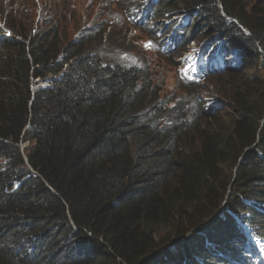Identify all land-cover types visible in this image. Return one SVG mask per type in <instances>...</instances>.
<instances>
[{
  "label": "trees",
  "instance_id": "1",
  "mask_svg": "<svg viewBox=\"0 0 264 264\" xmlns=\"http://www.w3.org/2000/svg\"><path fill=\"white\" fill-rule=\"evenodd\" d=\"M175 6L232 34V45L245 46L254 71L230 77L239 79L230 117L186 124L177 149L168 132L141 117L148 95L146 88L136 91L134 72L104 67L98 46L85 41L62 50L58 29L38 40L18 30L24 40L7 37L0 45V151L11 158L0 168V264H165L161 256L187 241L186 234L210 228L208 243L184 249L209 262L208 249L233 247L229 213L264 222L252 206L260 203L264 211V1L160 4L165 13ZM51 72L62 74L54 87L34 93L32 82ZM138 73L156 86L152 76ZM29 121L37 143L22 149ZM47 226L54 239L45 245L22 241L37 228L46 235ZM161 232L166 235L158 239ZM256 241L249 238L252 246ZM67 245V252H56ZM225 258L261 259L233 251Z\"/></svg>",
  "mask_w": 264,
  "mask_h": 264
},
{
  "label": "clouds",
  "instance_id": "2",
  "mask_svg": "<svg viewBox=\"0 0 264 264\" xmlns=\"http://www.w3.org/2000/svg\"><path fill=\"white\" fill-rule=\"evenodd\" d=\"M66 1L67 7L73 0ZM162 1L122 0L114 6L118 11L111 25H101L103 20L101 22L98 20L100 13L91 5H88L87 10H90L92 15L89 19L85 18V24L82 26L74 24L76 20L83 17V12L77 7H73L68 15L62 14L61 17H58L56 11L52 15L48 10L44 14L41 13L36 22L26 24V29H24L23 14L25 11L30 12L29 4L38 3L42 12L43 0H27L23 4L20 0H0V45L7 37L19 41L24 40V36L19 34L18 30H26L29 39L38 40L45 34L54 36L58 29V38L63 43L62 50L66 45L80 44L85 41L98 46L102 51L100 54L104 67L134 72L137 80L136 91L139 92L143 87L146 88L143 92L148 95L144 101L145 108L141 112V117L146 123L154 124L156 130L168 132V143L172 149H177V147H182L181 136L186 124L214 122L217 114L223 115L225 120L230 117L229 107L236 90L233 85L239 84L237 77H230L233 74L245 75L248 72L252 74L254 71L248 68L245 46L241 45L239 49L238 46L232 45V34L227 31L212 30L202 18L197 17L195 11L189 8L179 12L177 11L178 6H175L172 12H162L160 8ZM253 1L257 3L264 0ZM91 20L92 22L87 24ZM40 21L43 27L38 25ZM95 24H98L97 33L89 39L88 34L92 25ZM73 26H75L74 34L67 36ZM124 29H127V32L124 33ZM142 34H144L143 38ZM182 43H185V47L179 51L178 64L176 55L170 59L176 75V88L179 89L166 92V82L159 81L153 75L154 69L158 67L155 60H163L165 56L167 61L171 56L170 51ZM64 57V52H60L59 60H63ZM126 58L131 60L129 68H126ZM250 61L256 63L255 57H252ZM68 67V63H65L61 70L62 74ZM139 67L152 76L149 80L155 82L156 86H152V83L139 75ZM61 75L51 72L42 78L35 79L32 82L34 93L54 87L55 81ZM204 78L202 86L196 90L189 88L191 84ZM224 110L227 111L224 112ZM32 129L33 124L29 121L22 135L23 141L20 143L22 149L29 145H36L37 140H34ZM1 152L0 168H3L11 158L2 155ZM29 169L33 171L30 166ZM14 182L17 189L19 182L16 179ZM252 206L264 215V211L260 210V203L252 204ZM229 214L234 222V226L229 229L230 235L234 236L233 242H230L233 247L225 244L215 245L208 249V252L213 254V259L209 262L200 257V255L203 256L202 254H197L198 250L189 249L184 252L189 242L198 241L199 243L202 240L204 244L208 243L207 239L212 235V229H203L195 235L186 234L185 237L189 239L179 245L176 244L177 247L172 253L161 256V262L165 264H244V262L234 263V261L230 263L226 260L227 252L233 251L239 252L240 257L245 258L255 253L258 258H261L256 259V264H264V222L260 223L251 213ZM47 228L48 226L44 228L46 235L37 228V230L26 233L24 235L26 240L22 239V241L27 246H32L35 242H43L45 245L49 240L54 239ZM252 235L257 238L254 246L249 242ZM45 236L48 237L45 238ZM60 243L61 241L55 247ZM71 247L70 245L63 246L56 252H67L66 250ZM254 248H259V252L253 251ZM27 252L31 251L27 250ZM33 258L36 259L37 256L34 255Z\"/></svg>",
  "mask_w": 264,
  "mask_h": 264
},
{
  "label": "rangeland",
  "instance_id": "3",
  "mask_svg": "<svg viewBox=\"0 0 264 264\" xmlns=\"http://www.w3.org/2000/svg\"><path fill=\"white\" fill-rule=\"evenodd\" d=\"M25 1L27 0H20V2L23 4ZM57 3L60 4L61 8L59 10L58 15H68L70 10L73 7H77L80 11L83 12V17L79 20H76L74 22V24H76L77 26L79 25H84L85 24V18H90V16L92 15V12L90 10H87L88 5H91L94 9L98 10L100 13V16H98V20H103L101 25L103 24H107V25H111L114 21V18L116 16L117 13V9H115V5L120 3L122 0H116V3L114 0H73L71 3H69L66 7V0H55ZM95 2H96V6H95ZM1 5V2H0ZM43 11H40V5L38 3L33 4H29V9L30 12H24L23 14V27L24 29H26V24H29V22H36L37 18L40 16L41 13H45L46 11H48V9L44 8L45 6V2L43 1ZM108 8L111 9L112 14L111 17H109L108 15ZM92 22L89 21L87 22L90 23ZM40 26L43 27V25H41V21L39 22ZM75 28V26H73L68 33L67 36H72L74 34L73 29ZM97 29H98V24L92 25L91 29L92 32H96L97 33ZM119 30V29H118ZM117 30V31H118ZM124 33L127 32V29H124L123 31ZM125 35V34H124ZM144 37V34H142V38ZM192 45V44H191ZM128 59V58H127ZM130 60V59H129ZM155 62L157 63L158 67L157 69H154L153 75L156 79H158L159 81H165L166 83V92L171 91L174 92V90L176 89V75L174 73V68L171 66V61H169V59H167L166 61V57L163 56V60L161 59H157L155 60ZM139 63V62H138ZM227 110H224V112H226ZM223 112V113H224ZM166 235L165 232H161L158 235V239H160V237H164Z\"/></svg>",
  "mask_w": 264,
  "mask_h": 264
},
{
  "label": "bare ground",
  "instance_id": "4",
  "mask_svg": "<svg viewBox=\"0 0 264 264\" xmlns=\"http://www.w3.org/2000/svg\"><path fill=\"white\" fill-rule=\"evenodd\" d=\"M43 1L45 2V6H44V8L48 9L49 12H50L52 15L55 13V11L57 12V14L59 13V10H60V8H61V6H60L59 3H57L55 0H43ZM114 1H115V3H116V0H114ZM7 14H8V13H7ZM111 14H112V11H111L110 8H108V15H109V17H111ZM58 17H60V15H58ZM95 34H96V32L93 33L92 30H90V32H89L88 35H91V36L93 37V35H95ZM184 44H185V43H182V44L178 45L175 49L179 48L180 46H182V45H184ZM175 49L171 50V51H170V54H172L173 51H174ZM176 57H177L176 59H177V64H178V60L180 59V56H176ZM170 59H171V56H170V58H169V61H171ZM130 63H131V60H129V59L126 58V62H125V64H126V66H127L128 68H129ZM138 65H139V63H138ZM139 69H140V67H139ZM204 81H205V78L202 79V80H200V81H198V82H195V83L191 84V85L189 86V88H190V89H195V90H196L198 87H200V86L203 85ZM154 83H155V82H154ZM155 84H156V83H155ZM178 89H179V88H176L177 91H178Z\"/></svg>",
  "mask_w": 264,
  "mask_h": 264
}]
</instances>
